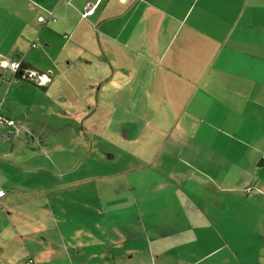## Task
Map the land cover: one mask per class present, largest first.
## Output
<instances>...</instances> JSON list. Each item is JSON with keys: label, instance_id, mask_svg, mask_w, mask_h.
<instances>
[{"label": "crops", "instance_id": "crops-1", "mask_svg": "<svg viewBox=\"0 0 264 264\" xmlns=\"http://www.w3.org/2000/svg\"><path fill=\"white\" fill-rule=\"evenodd\" d=\"M87 29L68 93L0 67V264H264V0H0V61Z\"/></svg>", "mask_w": 264, "mask_h": 264}, {"label": "rangeland", "instance_id": "rangeland-1", "mask_svg": "<svg viewBox=\"0 0 264 264\" xmlns=\"http://www.w3.org/2000/svg\"><path fill=\"white\" fill-rule=\"evenodd\" d=\"M56 29H58V26H55ZM60 35L56 36V40H57V44L54 45V43H51V48L50 50L56 54L57 56V60H55V63H49L48 60H44L41 59L42 62L45 63L43 69H39L38 70H42L41 73H47L49 72L48 69L52 66L53 70L56 72V74H58L59 78L57 80V82L53 85V87L55 88L56 86H60L63 90L64 93H68L67 91L64 90L63 87V83L65 81H68V78H65V73L68 72H74V71H83L85 74H90L93 73L94 70L97 68V65L103 66V68L100 69V71L102 72H108V70H106L105 64H103L102 58L104 57L103 52H98L96 53V48L94 47V43L96 42L95 40V32L92 29H87L85 33H76L73 32L70 39L68 40L66 38L65 33L60 32ZM100 57V58H99ZM102 62V63H101ZM103 64V65H102ZM114 68H116V64H113ZM113 68V70H114ZM110 69V66H109ZM86 79V84L90 85V80L87 79V77H85ZM60 83V84H59ZM59 84V85H58ZM36 85V84H35ZM87 91V90H86ZM60 93V92H57ZM68 97V96H67ZM67 99V98H66ZM59 97H57L55 99V101H58ZM68 103V101H66ZM77 100H73L71 101V103L68 104H63L60 106L59 103L55 102V104L53 105V107L56 109L57 106H60L61 108H65L66 110H69L68 113L75 111H79V107L80 104H78ZM73 106V109L70 110V107ZM63 109V110H65ZM111 111V110H110ZM109 110L107 112H110ZM63 112V111H61ZM104 113V111H99V113L97 114H101ZM107 114V113H105ZM103 114V115H105ZM37 115V113H36ZM66 117L68 115H65ZM63 118H65L64 116H62ZM50 119V118H49ZM57 120V121H56ZM54 122L55 126H60L58 129L52 130L54 134L59 133L58 130H63L64 126L62 123H59L58 121H65L64 119L58 120L56 119ZM77 127H71V132H70V128H66V130L68 132H70L73 135H78V134H86L87 136L91 137L93 131L90 130H81V126L78 125L77 122ZM105 127L103 126V129H101L99 131V133H104L105 131ZM50 129V128H47ZM110 133V127H108V131ZM97 133V134H99ZM96 134V135H97ZM101 135V136H100ZM44 137L43 136H38L37 138V142H38V146L42 147V151H44L46 153V151H48L47 149V142L44 141ZM110 139H108V137L106 135L103 134H99V137L96 138V146L100 147L102 149L103 153H112L113 150L110 148L109 146V141ZM2 143H0L1 145H3V147H9L6 150H10L12 149V141L9 142V144H7L5 141H1ZM75 145H77V143H75ZM68 148V147H67ZM30 150V149H29ZM36 150H38V148L36 147ZM74 150H76L77 152L80 151L79 147L74 148ZM1 153V150H0Z\"/></svg>", "mask_w": 264, "mask_h": 264}, {"label": "built area", "instance_id": "built-area-1", "mask_svg": "<svg viewBox=\"0 0 264 264\" xmlns=\"http://www.w3.org/2000/svg\"><path fill=\"white\" fill-rule=\"evenodd\" d=\"M39 21L41 23H47L48 21L51 22H55L56 18L53 16V14H49L48 18H44V17H40ZM36 45H33V48H35ZM8 62V66L6 67L8 70L12 71L13 74L15 75V77L19 78L20 80H26L32 83H35L36 85L43 87L46 86L48 84H50L52 82V73L51 72H47L45 73H40L37 72L35 70H32L30 68H25L22 66V63L16 60H10L7 61ZM13 64H17L18 68H16L15 70H13L12 65ZM35 72L37 73L39 76H43V75H47L49 77V80L47 83L41 85L38 83V77L37 76H33L32 73ZM21 75V76H20ZM0 108H1V101H0ZM0 126H6V127H11V128H15L16 130L19 128L18 127V123L16 120L13 119H9L6 118L5 116H3L2 114H0ZM19 131V129H18ZM264 159V156H263ZM3 196H5V193L3 192V195H0V198H2ZM26 264H36L34 260L30 259L27 261Z\"/></svg>", "mask_w": 264, "mask_h": 264}, {"label": "clouds", "instance_id": "clouds-1", "mask_svg": "<svg viewBox=\"0 0 264 264\" xmlns=\"http://www.w3.org/2000/svg\"><path fill=\"white\" fill-rule=\"evenodd\" d=\"M7 66H8L7 60L0 61V67H7ZM12 68H13V70H15L16 68H18V65L17 64H13L12 65ZM32 75L38 77V83L41 84V85L47 83L48 80H49V77L47 75L39 76L35 72H33ZM0 195H3V192L2 191H0Z\"/></svg>", "mask_w": 264, "mask_h": 264}, {"label": "trees", "instance_id": "trees-1", "mask_svg": "<svg viewBox=\"0 0 264 264\" xmlns=\"http://www.w3.org/2000/svg\"><path fill=\"white\" fill-rule=\"evenodd\" d=\"M23 67H25V64H22ZM25 68H28V67H25ZM39 87V86H38Z\"/></svg>", "mask_w": 264, "mask_h": 264}, {"label": "water", "instance_id": "water-1", "mask_svg": "<svg viewBox=\"0 0 264 264\" xmlns=\"http://www.w3.org/2000/svg\"><path fill=\"white\" fill-rule=\"evenodd\" d=\"M21 76V75H20Z\"/></svg>", "mask_w": 264, "mask_h": 264}]
</instances>
